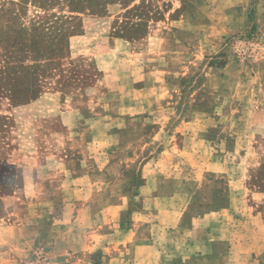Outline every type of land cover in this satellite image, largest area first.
I'll use <instances>...</instances> for the list:
<instances>
[{"label":"rangeland","instance_id":"374dc122","mask_svg":"<svg viewBox=\"0 0 264 264\" xmlns=\"http://www.w3.org/2000/svg\"><path fill=\"white\" fill-rule=\"evenodd\" d=\"M187 1L85 0L71 11L63 0H0V67L10 48L38 72L37 96L21 103L0 73V264H26L37 249L47 264H195L183 228L211 227L217 241L201 244L203 256L264 264V0L228 34L219 31L239 22L215 0L193 8V30L177 25ZM65 23L73 33L50 35ZM34 25L49 56L17 45ZM172 146L201 151L172 158ZM123 156L131 168L115 164ZM196 161L197 187L186 181ZM84 174L93 183L75 192ZM144 175L155 180L149 200ZM182 189L195 192L165 196ZM192 204L181 232L161 222L160 210ZM145 206L151 221L131 240ZM144 242L161 248L133 249Z\"/></svg>","mask_w":264,"mask_h":264},{"label":"crops","instance_id":"0c3cea01","mask_svg":"<svg viewBox=\"0 0 264 264\" xmlns=\"http://www.w3.org/2000/svg\"><path fill=\"white\" fill-rule=\"evenodd\" d=\"M218 2V6L214 7L212 6V9L213 10H216V9H221V8H224V9H229L231 11H233V16L237 19V22L238 25H235L233 27V29H229L230 26H224L223 29L221 28V31H219L221 34H228L229 32H233V30H235L234 28L240 30V29H243L246 25L249 24V10H250V7L253 3L257 2V0H215V2ZM259 1V0H258ZM259 2H262L261 0ZM199 3H203V0H188L186 2V7H187V11L185 12V14H183L181 16V20L177 21L176 24L179 25V26H183V28H187V29H194L193 28V25L190 23V21L188 20L189 16H191V13H193L192 11L195 9L197 10L199 7ZM221 3H225L224 5H222ZM194 8V9H193ZM237 31V30H236ZM189 132H183V135L181 136H186L188 135ZM193 135H195V137L197 138H200V135L198 133H193ZM204 146V145H203ZM171 150L170 151V154L172 158H175L176 154H180L182 155V157H186V160H188L189 158V155H193V154H198L200 153L201 149H196V147H186V146H178L176 148H174V146L171 147ZM118 154H120V151L118 152ZM124 153V152H122ZM134 157H130L128 160L129 162H125L124 161V156H123V159L121 160H118L116 161L115 164L117 165H121V169L123 168H131L129 166V163L131 162V159H133ZM202 159V157H201ZM127 160V159H125ZM120 161V163H119ZM183 163L185 165L186 162L182 161L181 159H178V161L176 162V164H172L171 167H175V165H177L175 167V169L178 168V166H180V163ZM149 161L143 165V169H146L147 168V165H148ZM196 164H198V162L196 161L194 164L192 163L190 166H187L186 169H187V172H186V181H187V184L189 185H196V187L198 185H200L202 183V180L200 178V174L196 175L197 172L195 171V169L197 168V166H195ZM111 167V166H110ZM100 169H107L109 168V164H108V160H106L100 167ZM194 175H196V177H194ZM145 178V185L143 186V190H146L147 195L148 197H146V200H149L150 198H152L151 194H150V187L153 186L155 184V180L154 178L150 177L149 175H144ZM88 182V183H87ZM92 182V178H90L88 176V174H84L83 177L82 176H79L77 178H73V181H71V184H76V187L74 189L75 192L79 191L81 192L82 194L83 193H87L89 191V188H88V184L91 185ZM80 184H82L80 186ZM81 187V188H78V187ZM137 191V190H136ZM181 192H187V193H193L195 191L191 190V189H182V190H175L173 193H169L168 195H165V196H171L173 198V195H176L177 193H180ZM145 194V193H143ZM168 197H163V198H168ZM193 198V197H192ZM199 196L196 198L198 199ZM88 200V197L87 199ZM189 203V202H188ZM191 206H184L183 208H180V210L176 207H171V208H167V209H164V210H160L159 213H163L165 216H164V219L161 221L163 224H165L164 226L166 227H176L177 230L176 232H181L182 229H180V224H182L183 222L181 221V219L179 220V216H183V215H187V213H189L191 211ZM146 207V210L145 211H142V212H137V215L134 216V219H133V223H132V226L133 228L131 229V240H133V238L135 237V234L137 232V228H139V221H144V222H149L151 221L150 219H148V217L146 218V215L148 212V208H150L149 206H145ZM189 210V211H187ZM147 211V212H146ZM211 213L213 215H211ZM198 214V213H197ZM216 214V212L214 211H211L210 213H206L205 216H203L202 219L204 218H214V215ZM209 216V217H207ZM159 219L161 217H158ZM199 218V219H201ZM105 223L108 222V219L105 217ZM201 219V220H202ZM183 230L185 231H189L190 232V235H192V238L195 239V240H192L194 241V243L198 246L197 247V252L195 251V249L191 248L194 252V255H197V258L196 260H199L197 262H195V264H201L200 262V258L203 259V258H207L206 260L208 261L207 263L205 262L204 264H216L215 263V259L213 258L212 255H209L207 257L203 256V254L201 253V251L203 252V248L201 247V244H204V243H209V245H211L212 242H215L217 241V235L215 234V231H214V228L211 227V228H206V229H203V230H199V228H194V230L191 228H183ZM185 244V243H184ZM192 243L189 245L191 246ZM213 246V244H212ZM182 247H185V245H182ZM161 248L160 245H157L156 242H150V243H141V244H135L133 246V249L137 250L138 252H147V251H153V250H158ZM171 251L172 250H180L181 249V246L179 245H176L174 246L173 244L171 245ZM69 256H70V252L68 253ZM202 254V256L200 255ZM199 255L201 257H199ZM199 257V258H198ZM186 262V260H185ZM175 264V263H173ZM183 264V263H182ZM185 264H188V263H185Z\"/></svg>","mask_w":264,"mask_h":264},{"label":"trees","instance_id":"16d2710c","mask_svg":"<svg viewBox=\"0 0 264 264\" xmlns=\"http://www.w3.org/2000/svg\"><path fill=\"white\" fill-rule=\"evenodd\" d=\"M37 3L42 4L43 6H47L46 2L47 0H33ZM68 2L70 7H72L73 10L76 11L80 8V4L85 2V0H63ZM88 1V0H87ZM113 1V0H105L106 3ZM89 3L93 5L92 1ZM89 9L91 13H95L98 8H91L89 5ZM103 12H106L105 8L103 9ZM66 23L69 21L66 17ZM72 20V19H71ZM65 23V25H67ZM32 32H29L26 28H21L19 30L18 35V42L17 45L21 47L23 50L30 51L34 55H41L45 54V56H49L53 50L50 47V44L48 47H43L40 43V35L35 33V30H38V27L34 25L31 29ZM74 28H72L70 25L63 26L61 29H59L56 32H50V35L54 37H58L59 39L62 37H65V35H70L73 33ZM34 32V33H33ZM12 46V44L10 45ZM47 52V53H46ZM22 58L21 56L14 55L12 49L8 48V51L5 53V62L3 66L0 67V73L1 77L4 78L3 84H6L7 89L10 91L9 98L12 101H17V103L23 102V100L28 98H34L37 96V88H38V72L36 71V66L33 65L30 70H26V65H18L17 63H14L15 61H20ZM28 58H34V57H26ZM95 264H99V261H97Z\"/></svg>","mask_w":264,"mask_h":264},{"label":"built area","instance_id":"2783aa9c","mask_svg":"<svg viewBox=\"0 0 264 264\" xmlns=\"http://www.w3.org/2000/svg\"><path fill=\"white\" fill-rule=\"evenodd\" d=\"M26 264H47L46 254L42 249H37Z\"/></svg>","mask_w":264,"mask_h":264}]
</instances>
